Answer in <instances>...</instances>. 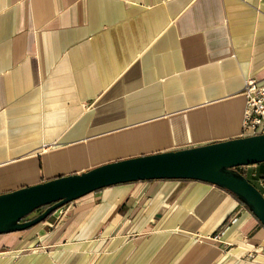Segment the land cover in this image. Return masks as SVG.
I'll return each instance as SVG.
<instances>
[{
  "label": "crops",
  "instance_id": "obj_1",
  "mask_svg": "<svg viewBox=\"0 0 264 264\" xmlns=\"http://www.w3.org/2000/svg\"><path fill=\"white\" fill-rule=\"evenodd\" d=\"M249 77L264 0H0V193L242 137ZM236 170L264 194V163ZM0 264H264V226L211 183L141 180L0 234Z\"/></svg>",
  "mask_w": 264,
  "mask_h": 264
},
{
  "label": "water",
  "instance_id": "obj_2",
  "mask_svg": "<svg viewBox=\"0 0 264 264\" xmlns=\"http://www.w3.org/2000/svg\"><path fill=\"white\" fill-rule=\"evenodd\" d=\"M264 162V134L108 162L0 193V234L23 231L86 194L116 184L154 179L198 180L240 198L264 226V194L237 167ZM37 216L30 218L36 210Z\"/></svg>",
  "mask_w": 264,
  "mask_h": 264
},
{
  "label": "built area",
  "instance_id": "obj_3",
  "mask_svg": "<svg viewBox=\"0 0 264 264\" xmlns=\"http://www.w3.org/2000/svg\"><path fill=\"white\" fill-rule=\"evenodd\" d=\"M243 93L246 97V107L242 137L264 134V85L255 77H249L245 81ZM61 209L62 207L58 211ZM218 238L219 235L216 236V239Z\"/></svg>",
  "mask_w": 264,
  "mask_h": 264
},
{
  "label": "rangeland",
  "instance_id": "obj_4",
  "mask_svg": "<svg viewBox=\"0 0 264 264\" xmlns=\"http://www.w3.org/2000/svg\"><path fill=\"white\" fill-rule=\"evenodd\" d=\"M43 210V208H40L38 210H36L33 214L30 215V218H33L35 216H37L38 214H40V212Z\"/></svg>",
  "mask_w": 264,
  "mask_h": 264
},
{
  "label": "trees",
  "instance_id": "obj_5",
  "mask_svg": "<svg viewBox=\"0 0 264 264\" xmlns=\"http://www.w3.org/2000/svg\"><path fill=\"white\" fill-rule=\"evenodd\" d=\"M264 163V162H263ZM239 167H237L236 169H238Z\"/></svg>",
  "mask_w": 264,
  "mask_h": 264
}]
</instances>
